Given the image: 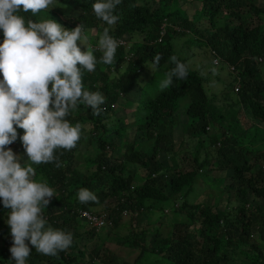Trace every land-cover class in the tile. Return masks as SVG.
Here are the masks:
<instances>
[{"label":"trees","instance_id":"16d2710c","mask_svg":"<svg viewBox=\"0 0 264 264\" xmlns=\"http://www.w3.org/2000/svg\"><path fill=\"white\" fill-rule=\"evenodd\" d=\"M256 2L56 0L55 16L0 0V264H264V0ZM46 26L57 34L43 36ZM91 32L85 59L71 39ZM190 48L207 63L194 68ZM214 59L232 68L219 98L202 73ZM28 127L30 138L6 139ZM84 140L94 150L87 175L76 167ZM217 174L229 179L224 204L206 188ZM45 190L52 198L29 215ZM80 212L105 215V225Z\"/></svg>","mask_w":264,"mask_h":264},{"label":"rangeland","instance_id":"374dc122","mask_svg":"<svg viewBox=\"0 0 264 264\" xmlns=\"http://www.w3.org/2000/svg\"><path fill=\"white\" fill-rule=\"evenodd\" d=\"M26 8H28V10H31L30 12L33 14L35 9H39V10H44V12L41 13H45V12H53V14L55 16H58V12L60 10V6L55 5L56 4V0H19ZM256 4L258 6H262L263 2L262 0H256ZM45 4V6L42 5ZM47 3V5H46ZM50 10V11H48ZM192 10H189V12ZM75 13V12H74ZM73 15V14H72ZM70 15V17L72 16ZM45 16V15H44ZM50 16H46L43 17L42 15L39 16L38 18L40 20L48 19ZM61 18H63L61 16ZM67 17H64L63 19H66ZM243 20L248 24V25H254L255 23V16L253 15L252 12L250 11H244L243 14ZM57 21V20H56ZM40 33L43 36H48V35H55L57 34L56 31H54V29L46 26L44 28H42L40 30ZM95 32H91V34H89L88 36H85V34L83 36H80L79 39L76 38H72L71 42H74L75 45L79 44L81 47H85V54L84 57L85 59H89L90 58V48H91V44H88L89 41L92 40V36ZM14 41L19 45L20 48H25V44L24 42L20 39V38H15ZM45 40L43 39L41 42L35 44L34 46V52H35V57L37 58V61H39L40 56L42 55V51L45 48ZM72 43V45L74 44ZM182 43V42H181ZM180 45V44H179ZM193 49V48H192ZM71 52V51H70ZM190 52H194V56L192 58L191 61V65L196 68L198 67V65L203 64L205 65L207 63V57L204 59V53H202L201 51H199L198 49H193L191 50L190 48ZM36 61V63H37ZM38 64V63H37ZM212 64L214 65V67L212 68L213 71L209 72L207 69H204V71L202 72L203 75H208V81H209V89L211 90V92H214L215 95H217V97L219 98L220 96V92L222 93L224 90V86L222 85V83L219 81L221 79V81L226 82V81H231L232 80V75H231V68L228 71L226 69V67H224L223 71L220 70L219 65H215L214 64V60H212ZM221 71V72H220ZM15 83H13L12 85L14 86ZM234 85V84H233ZM122 100H119V102H121ZM60 107L63 105L62 101L59 102ZM130 120V119H129ZM86 126V125H85ZM180 130V129H179ZM30 131L31 129L28 128H23V129H18L16 128L14 129H9L6 131V139L9 140L8 138L11 137L13 140H16L19 136H22L23 138H30ZM81 134H85L83 133V130L81 132ZM174 138H175V142L176 144H178L182 138V134L179 131H176L174 133ZM140 141V140H139ZM206 143V142H205ZM143 145H145V143L143 142ZM185 145L186 143H184L183 145V150L185 149ZM41 146L45 147L46 144H44V141L41 143ZM40 147V146H39ZM6 148L5 145H1L0 146V153L1 154V158H3L4 156H6ZM180 149V148H179ZM181 150V149H180ZM78 151H79V156H78V163L76 164V167H78L79 171H81V174L83 175H87L89 173L88 169H87V165H86V159L89 156H92V153L94 152L93 148L91 146H87V140H84L82 143L79 144L78 147ZM201 152L202 154L205 152V150H203V148H201ZM17 154L19 155V159L20 162L22 161V163L24 162H28L31 158H28L25 161V158H23V155L19 152H17ZM215 173H212V175L214 176ZM216 179L213 182V180L208 179V184H206V188L209 191H212L214 193V202H218L220 204H224L226 203V201H224V199H226L225 196V192L223 187L225 185H227L229 183V179L228 177H223V175L221 174H217L215 175ZM45 193H41L43 196L42 198H40L39 196H34L31 200V206L27 207V213L30 215L32 213H35L36 211H38V209L42 208V201L45 199H50L52 198V192L45 190ZM48 191V192H47ZM234 199H232V201L230 202L231 205H234ZM155 218V216L152 218V220ZM163 220H165V222H167L166 218L163 217ZM139 229H141L145 224H147V220L144 219V216L140 219L139 221ZM127 226H128V219L127 217L124 218L121 222V226L118 229V231H116L117 233H119L120 235H125L127 233ZM40 230V237L42 239H47L49 236L43 231V229H39ZM161 232H166L167 230H169L168 224H165L161 229ZM110 249L115 248L114 245H109ZM85 252V254L87 253L86 250H83ZM98 264V263H95Z\"/></svg>","mask_w":264,"mask_h":264},{"label":"built area","instance_id":"2783aa9c","mask_svg":"<svg viewBox=\"0 0 264 264\" xmlns=\"http://www.w3.org/2000/svg\"><path fill=\"white\" fill-rule=\"evenodd\" d=\"M1 8V5H0ZM214 64H218V60L214 59ZM81 216L85 218L88 222L93 224L94 226H102L105 225V215L96 216L91 214L90 212H80ZM123 215H125V212H123Z\"/></svg>","mask_w":264,"mask_h":264},{"label":"clouds","instance_id":"9594fccd","mask_svg":"<svg viewBox=\"0 0 264 264\" xmlns=\"http://www.w3.org/2000/svg\"><path fill=\"white\" fill-rule=\"evenodd\" d=\"M218 60V59H217ZM217 65H219V60H218V64ZM232 69V68H231Z\"/></svg>","mask_w":264,"mask_h":264}]
</instances>
